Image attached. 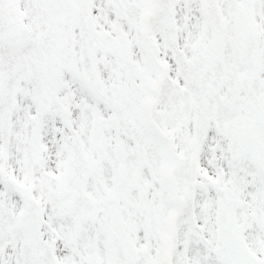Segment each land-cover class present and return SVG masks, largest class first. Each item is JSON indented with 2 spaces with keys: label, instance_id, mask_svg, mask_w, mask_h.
Segmentation results:
<instances>
[{
  "label": "snow or ice",
  "instance_id": "obj_1",
  "mask_svg": "<svg viewBox=\"0 0 264 264\" xmlns=\"http://www.w3.org/2000/svg\"><path fill=\"white\" fill-rule=\"evenodd\" d=\"M0 264H264V0H0Z\"/></svg>",
  "mask_w": 264,
  "mask_h": 264
}]
</instances>
